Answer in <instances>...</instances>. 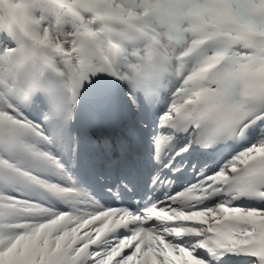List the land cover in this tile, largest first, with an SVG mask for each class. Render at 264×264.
<instances>
[{"label": "snow or ice", "instance_id": "obj_1", "mask_svg": "<svg viewBox=\"0 0 264 264\" xmlns=\"http://www.w3.org/2000/svg\"><path fill=\"white\" fill-rule=\"evenodd\" d=\"M0 264H264V0H0Z\"/></svg>", "mask_w": 264, "mask_h": 264}]
</instances>
